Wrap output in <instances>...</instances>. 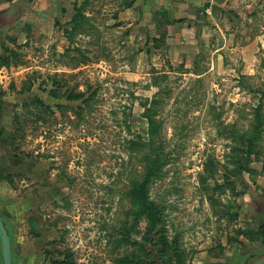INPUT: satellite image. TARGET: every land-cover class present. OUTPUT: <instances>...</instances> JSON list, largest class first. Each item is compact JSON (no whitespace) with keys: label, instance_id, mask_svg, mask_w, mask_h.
<instances>
[{"label":"rangeland","instance_id":"1","mask_svg":"<svg viewBox=\"0 0 264 264\" xmlns=\"http://www.w3.org/2000/svg\"><path fill=\"white\" fill-rule=\"evenodd\" d=\"M246 1L194 53L180 42L190 28L156 36L148 15L123 14L134 0L0 2L12 9L0 28V195L18 264L149 258L146 215L127 194L144 176L147 114L159 145L148 191L177 241L170 264H242L258 249L250 264L262 263L264 0Z\"/></svg>","mask_w":264,"mask_h":264},{"label":"crops","instance_id":"2","mask_svg":"<svg viewBox=\"0 0 264 264\" xmlns=\"http://www.w3.org/2000/svg\"><path fill=\"white\" fill-rule=\"evenodd\" d=\"M248 7L246 0H134L133 6L124 9L123 14L148 15L150 17L148 20L154 26L153 30L151 26L150 28L156 33V36L164 35L163 30L171 27L173 31L175 28L183 30L190 28L194 32L193 35L185 37L182 34L180 42L183 44L185 52L194 53L196 47H204L208 44L207 35L211 30L218 29L222 33L223 28L225 30L230 28L227 14L234 11L241 15L242 11ZM163 23H167V25L165 26ZM174 32L172 33L174 34Z\"/></svg>","mask_w":264,"mask_h":264},{"label":"trees","instance_id":"3","mask_svg":"<svg viewBox=\"0 0 264 264\" xmlns=\"http://www.w3.org/2000/svg\"><path fill=\"white\" fill-rule=\"evenodd\" d=\"M1 63H6V60L1 61ZM84 93H71L67 98L69 100H76L82 98ZM84 100V99H83ZM86 102V99L84 100ZM148 118V140L145 141L146 145L150 147V151H147L144 155V176L139 181L132 182L129 191L127 192L129 198L134 203L138 204L142 213L146 215L148 221V229L145 235L142 237L143 242L141 243L142 250L149 255L147 257H137L135 254L125 255L120 261L122 264H130L137 262H151L158 264H170L171 259L174 256H177V241H169L166 235L167 228L164 221V215L160 207L150 199L149 197V185L155 174L156 169L159 166L158 154H159V145L157 139V126L154 123V120L147 114ZM259 131L256 130L254 134L249 135L245 138L247 141L248 149L246 151V163L242 164L240 167L241 170L249 171V161L250 153L252 151V146L255 142L256 137L258 136ZM263 232V228L258 226ZM137 242V241H133ZM53 264H58L54 262ZM60 264V262H59Z\"/></svg>","mask_w":264,"mask_h":264},{"label":"flooded vegetation","instance_id":"4","mask_svg":"<svg viewBox=\"0 0 264 264\" xmlns=\"http://www.w3.org/2000/svg\"><path fill=\"white\" fill-rule=\"evenodd\" d=\"M2 0H0L1 2ZM17 0H5L6 3L12 4ZM10 7H0V28L3 27V25L8 23V18L11 15V10H9ZM14 13V12H13ZM0 218L4 221V223L7 226V230L9 232L10 241H11V253H12V260L13 264H18L17 260V252L18 247L15 242V235L17 230V221L15 220L14 213L9 207V202L4 199L3 196L0 195ZM255 219L257 226H261L264 230V207L258 208L255 213ZM261 249H258L257 251H254L252 253H249L248 255H245L242 258V264H250L254 259L260 258L262 253L260 251ZM240 257L238 255H234L230 260L229 264H238V259ZM0 264H3L2 261V252H1V244H0ZM261 264H264V260Z\"/></svg>","mask_w":264,"mask_h":264},{"label":"water","instance_id":"5","mask_svg":"<svg viewBox=\"0 0 264 264\" xmlns=\"http://www.w3.org/2000/svg\"><path fill=\"white\" fill-rule=\"evenodd\" d=\"M28 1H32V0H28ZM0 244H1L3 264H13L9 232L7 230L6 224L1 218H0Z\"/></svg>","mask_w":264,"mask_h":264}]
</instances>
